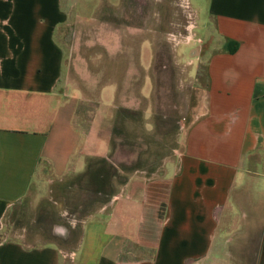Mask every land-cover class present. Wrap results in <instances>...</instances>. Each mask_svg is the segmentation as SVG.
<instances>
[{"label":"crops","instance_id":"1","mask_svg":"<svg viewBox=\"0 0 264 264\" xmlns=\"http://www.w3.org/2000/svg\"><path fill=\"white\" fill-rule=\"evenodd\" d=\"M95 1L98 20L120 5ZM93 2L0 0V233L13 209L50 200L52 187L97 153L86 149L91 132L76 126L78 90L66 95L60 85L58 34L74 10L86 15ZM194 3L212 53L203 108L178 163L131 177L109 212L83 223L69 254L21 235L0 240V264H245L237 251L252 243L264 257V0ZM144 4L133 31L144 35L139 57L153 55ZM107 85L115 86L113 107L120 105L116 82Z\"/></svg>","mask_w":264,"mask_h":264},{"label":"rangeland","instance_id":"2","mask_svg":"<svg viewBox=\"0 0 264 264\" xmlns=\"http://www.w3.org/2000/svg\"><path fill=\"white\" fill-rule=\"evenodd\" d=\"M146 2L153 55L147 50L139 57L144 35L133 33L135 17H144V0H120L119 8L100 20L94 0L86 15L74 10L60 27V85L66 95L78 90L76 126L91 132L86 149L97 153L86 158L82 172L52 187L50 200L13 209L4 219L0 240L24 235L39 244L55 242L69 254L83 223L109 212L113 197L131 177L161 175L167 164L178 163L186 131L203 108L212 51L201 27L197 30L194 0ZM110 80L118 87L120 105L115 107V86L101 88ZM250 245L237 251V261L264 264L261 252Z\"/></svg>","mask_w":264,"mask_h":264}]
</instances>
